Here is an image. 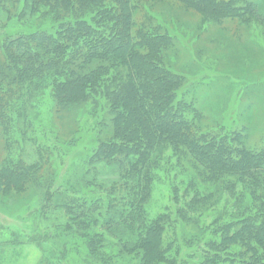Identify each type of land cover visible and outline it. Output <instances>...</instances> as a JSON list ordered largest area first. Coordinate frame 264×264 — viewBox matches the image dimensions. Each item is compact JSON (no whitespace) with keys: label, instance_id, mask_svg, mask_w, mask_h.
Masks as SVG:
<instances>
[{"label":"trees","instance_id":"16d2710c","mask_svg":"<svg viewBox=\"0 0 264 264\" xmlns=\"http://www.w3.org/2000/svg\"><path fill=\"white\" fill-rule=\"evenodd\" d=\"M250 1L0 0V195L40 197L0 204L2 254L36 245L38 264H75L71 254L81 264H264V142L250 146L243 132L264 91L241 98L240 131L204 130L166 59L175 30L197 34L206 54L201 37L221 42L212 28L226 22L264 34ZM159 184L167 203L152 216ZM59 213L67 228L42 234L37 219ZM29 219L34 227H17ZM112 230L126 241L119 251Z\"/></svg>","mask_w":264,"mask_h":264},{"label":"rangeland","instance_id":"374dc122","mask_svg":"<svg viewBox=\"0 0 264 264\" xmlns=\"http://www.w3.org/2000/svg\"><path fill=\"white\" fill-rule=\"evenodd\" d=\"M250 2L257 10V14L264 17V0H252ZM199 24V28L204 30L202 23L200 22ZM255 24L253 23L250 32L245 34L244 37L238 32L237 24L230 21L224 23V26L221 27L222 31L218 30V28H212L213 31H216L217 40L219 39L221 42L218 41L217 44L213 43L211 42V35L207 33L203 34L200 42L201 46L209 49L210 52L207 54L200 52L196 43V39L199 37L197 34L187 31L181 34L174 29L175 35L178 37L175 38L174 49L166 55V59L170 67H173V70L186 77L189 96L191 99L193 98L196 108L198 107L199 111H201L200 113L203 115L202 125L204 130L212 128L214 131H217L222 126L233 130L243 127L241 122L243 117H241V114L245 109V104L241 103V98L253 87L259 89V93H263L264 91L263 88L260 89V85H264V34L259 31L260 28L256 27ZM196 26H198L197 23H190L188 28L194 31ZM206 28L209 29V27ZM224 29H229L231 32L226 33L223 31ZM254 32L257 33V36L254 35ZM250 41L255 42L254 47L249 44ZM255 44L263 47V49L259 47V53L254 49ZM237 95H239V98ZM259 101L260 105L255 107L254 111L249 114V121L252 124L251 131L248 133L247 131L243 132L248 134L250 146L257 145L261 141L259 144V148H261L262 142H264V121L262 119L264 116V104L262 102L264 101V96ZM245 117L247 118V113ZM65 129L72 135L73 128L70 129L65 126ZM3 145L4 143L1 144V149H3ZM35 160L36 157L33 151L28 150L25 155L26 163L29 164ZM116 173L115 171L114 175L111 173L110 176H105V180H108V176L115 179L117 177ZM160 185L155 187L150 200V206L148 207L149 213L152 216L158 215L161 208L167 203V190L163 189ZM35 190L34 188L31 189L28 196H23V194L4 196L1 194L0 204L6 210L14 209V206L15 208H24L31 202L34 205L36 202L39 204L40 197ZM56 211L51 213L50 216ZM50 216L44 217L40 221L37 219L36 227L39 226L42 234H46V231L49 233L50 230L52 232H59L60 229L67 228L65 218L62 221L59 219L60 213L57 215L58 217L53 216L50 218ZM8 220L11 221L9 224L16 222L10 218ZM32 222H34L33 219L25 220L19 225L18 223L13 224L12 228L17 229V225L19 229L23 227L25 229L26 226L34 227ZM116 229L117 231L121 230L120 226H117ZM115 234L116 238L112 235L110 237L113 241H116V250L119 251L126 241L121 239V236L123 237L122 232L121 236L120 234ZM183 234L187 235V238H196L200 232L195 227L185 225L183 226ZM4 248L7 249L6 246ZM47 248L60 249V246H48ZM34 250H38L36 245L22 247L15 251V255H9L7 250L6 253L2 254L3 251L0 250V264H38L35 263L36 254ZM69 258L75 264L83 263V258L79 259L74 254H71Z\"/></svg>","mask_w":264,"mask_h":264}]
</instances>
